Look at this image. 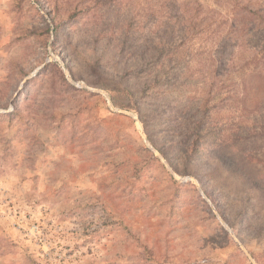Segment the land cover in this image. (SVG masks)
<instances>
[{
	"label": "rangeland",
	"instance_id": "obj_1",
	"mask_svg": "<svg viewBox=\"0 0 264 264\" xmlns=\"http://www.w3.org/2000/svg\"><path fill=\"white\" fill-rule=\"evenodd\" d=\"M0 264H264V0H0Z\"/></svg>",
	"mask_w": 264,
	"mask_h": 264
}]
</instances>
